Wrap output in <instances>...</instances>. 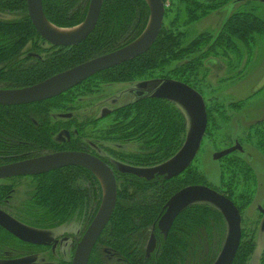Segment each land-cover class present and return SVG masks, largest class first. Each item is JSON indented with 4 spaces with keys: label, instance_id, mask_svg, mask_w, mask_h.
Returning a JSON list of instances; mask_svg holds the SVG:
<instances>
[{
    "label": "trees",
    "instance_id": "obj_1",
    "mask_svg": "<svg viewBox=\"0 0 264 264\" xmlns=\"http://www.w3.org/2000/svg\"><path fill=\"white\" fill-rule=\"evenodd\" d=\"M162 1L165 6L169 5L167 11L173 12V20L170 28L161 30L157 41L146 54L102 71L58 97L29 105H0V166L61 149L85 150L87 145L75 139L78 136L84 138V129L90 123L88 120L80 123L74 120L56 122L52 114L58 100L71 103V108L74 99L99 92V85L132 83L154 76H160L164 81L175 80V83L194 89L191 83L205 80V74L199 76L205 60L217 58L220 53L238 52L239 44L250 49L256 42V34H264V21L253 13L237 12L227 18L215 36L201 34L186 43V24L204 19L232 2H238ZM90 2L43 0V11L53 25L74 28L85 20ZM0 11L22 14L14 20L0 19V89L3 90L38 84L91 59L116 51L136 40L145 30L150 17L146 0H105L96 28L84 42L75 47H55L45 42L34 28L28 16L27 0H1ZM181 12L185 22L180 29V26L176 28V16L180 17ZM63 108L69 107L65 105ZM114 112L111 125L103 128L99 137L94 139L113 142L134 139L139 142L140 151L145 155L131 157L133 162L128 164V170L117 173L121 177L117 181V205L96 248H114L113 251L125 264H177L190 255L191 238L200 229L206 233L207 246L212 243L209 242L212 233L218 232L219 236L224 237L226 228L220 211L208 203H195L177 218L159 250L152 256L146 255L145 250L140 248V240L134 236L136 228L143 227L146 237L149 236L148 231L156 228L169 200L185 187L208 185L207 178L192 165L184 174L170 180H147L133 168L154 167L174 157L182 148L186 134L185 118L170 101L156 96L143 97ZM212 115L208 110V126L204 136L210 134V124L213 127L216 125ZM104 120L108 119L98 118L96 122ZM69 121L73 123L68 124ZM68 129L72 140L61 144L56 136ZM261 148L264 149L263 146ZM233 155L220 160L223 164V181L232 189L231 194H223L241 210V202L235 199V182L232 178L241 173L249 179L252 173L245 161L234 159ZM36 187L31 205L37 215L34 221L47 222V227L66 224L76 217L89 216L91 220L102 201V187L98 178L82 167H67L41 176ZM239 195L246 199V203H250L244 191ZM155 230L157 234L158 230ZM243 238L233 264L245 260L253 251V246L243 241ZM95 255L94 251L89 264H103L101 257Z\"/></svg>",
    "mask_w": 264,
    "mask_h": 264
},
{
    "label": "rangeland",
    "instance_id": "obj_2",
    "mask_svg": "<svg viewBox=\"0 0 264 264\" xmlns=\"http://www.w3.org/2000/svg\"><path fill=\"white\" fill-rule=\"evenodd\" d=\"M235 1L238 3L234 4L232 2L220 12L211 14L204 19L193 22L192 24H186L185 30L187 31V37L185 42L189 43L201 34H211L215 36L220 24L225 22L227 18L230 17V15L237 12L253 13V15L264 21L263 2L253 0ZM168 7L169 5L165 6V16L162 29H167L168 27L170 28L171 22L173 20V12L171 11L168 13ZM3 14H6L5 19L8 20L18 19L20 18V15H22L21 13L10 12H5ZM176 19V22L178 21L176 28L180 26L181 29L185 22L182 12L180 17L176 16ZM255 37L256 42L254 45H251L250 49L243 46L242 44H239L238 52L233 53L229 51L227 53H220V55L217 57V62H222L221 64L214 65L208 63L211 60H205L203 67L200 70L201 75H199L202 77L205 74L204 82L201 81L200 83L195 84L191 83L192 87H194V89L202 96L204 100L207 118L208 110H210L211 113H213L212 116L215 118L216 123L214 127L213 124H210V134L202 141L201 147L192 163V167H194L196 170H199V172L205 175V178L209 179V181L214 185L219 180V174L223 164H221L219 160H215L213 158V154L231 148L238 141L243 147V152L237 151L233 155V158L242 159L243 161L249 162L258 177L264 182V149L261 148V146L264 147V34H256ZM224 56L225 58H223ZM151 78L153 77H149L146 80L150 79L147 81L151 83L149 92L150 94L152 92L154 96L160 95L161 89L164 87L163 85L167 82L180 84L175 83V80L164 81V79H162L160 76L159 79ZM137 84V82H132L115 83L105 86L99 85L100 93L97 92L93 95L91 94L85 97L74 99V101H72L73 104L71 108V103L58 100L56 103L57 107L55 110H53L54 113L52 114V117L56 122L64 120L62 115L69 113H71L75 119L84 120L80 122H85L88 120L87 122L90 123V125L86 126L84 129L86 133L84 138H79L78 136L75 141H79L82 144H86L87 146L98 143V148L101 154L100 156L111 166L115 174L116 181H118V178H121L120 175H118L120 174L119 172L128 170L127 168L130 167L128 164H132L133 159L131 157L138 155L143 156L145 153L140 151V144L139 142L134 141V139L123 142L94 139L99 137L98 135H100V132L103 130V128L111 125L109 120H104L101 122H96V120L100 118L101 109L103 107L113 108V105L110 103L111 98L122 100L124 94L122 92H124L125 89L127 91L135 90L138 87ZM260 89L262 91L255 93ZM105 98L108 99L105 100ZM165 100L170 101V103L174 105L185 118V143L192 125L191 114L188 108L183 103H181L180 100L176 98H174V101L170 99ZM120 102L122 104L124 103L122 101ZM234 104H238L240 106H235ZM65 105L69 108H63ZM57 108H61L62 110H58ZM222 119H225L224 122L221 121ZM71 123L73 122H68V124ZM68 131L69 129L62 130L59 136L56 137V140L60 137L58 142L61 143V137L65 136ZM167 161L154 167L136 168L133 166V168L142 174L143 172L151 171L156 167L165 164ZM141 174L140 176L143 177ZM232 181L237 182V176L232 178ZM33 182L34 181L30 178L10 180L6 182L0 181V200L2 201L0 203H5L6 211L16 217L19 215L24 216L26 211L25 208L28 207L29 199L32 194V191L30 192V190L32 187H34L32 185ZM2 187H6L8 189L13 188L14 190L12 191L13 194L10 195L8 204H6L7 202L5 201V193L7 190L3 192ZM262 190L263 189L260 191L261 194ZM245 194V197H247V199L249 198L250 203H246V199L243 197L239 200L241 202L240 214L242 216L241 228L244 237L243 241H247L253 233L255 243H258V253L260 251L264 252V237L259 231L261 216L256 210L257 205H262L264 199H262L261 195H258L254 200L253 196L250 195L248 191H245ZM199 203L207 205V202ZM82 223V221L73 222L69 225L49 230L47 233L52 237H54L56 234L62 233V235H66L69 233L71 236L73 235V237L76 236V238H78L85 227V224ZM169 227L162 228L159 231L167 235L170 232ZM228 231L229 228L227 224L224 237L219 236L218 232L216 234L212 233L211 240L209 241L212 243L208 246L210 248L208 249L205 241L206 233L203 229H201L200 233L194 237V240L191 238V247L193 246V250L189 253L190 255L185 260H191V264L194 263L193 259L197 260V262L194 264H207L209 261L218 258L226 242ZM145 233L143 245L148 240V236L146 237ZM149 234L150 232L148 231V235ZM151 234L154 233L151 232ZM216 243H219V245L216 246ZM0 244L2 245L0 249V264H27L30 262L42 264L43 262L49 263L50 261V258H48L46 261H43L41 259L42 256L39 258L29 257V246L20 244L17 241L9 240ZM70 249V244H68V246L65 244V246H63L61 249H58L60 251L61 257L65 259V264H67V261H70L73 258V251H70ZM258 253L255 257L257 261L254 264H259ZM54 258H58V255L56 254ZM112 260L114 261V259ZM186 261L182 264H187ZM110 263L114 264L113 262Z\"/></svg>",
    "mask_w": 264,
    "mask_h": 264
},
{
    "label": "water",
    "instance_id": "obj_3",
    "mask_svg": "<svg viewBox=\"0 0 264 264\" xmlns=\"http://www.w3.org/2000/svg\"><path fill=\"white\" fill-rule=\"evenodd\" d=\"M146 1L150 8V17L145 30L136 40L116 51L91 59L38 84L21 89H0V105H29L58 97L102 71L146 54L161 33L165 16V4L162 0ZM253 1L264 3V0ZM104 2L105 0H91L87 16L80 25L74 28H60L76 29L70 34H60L51 28V25H55L50 23L44 14L43 0H27L28 16L45 42L55 47H75L84 42L95 30ZM145 86L143 84L142 87ZM163 86L161 92L166 94L156 97L172 101L174 98L180 100L191 114L192 125L184 145L174 157L165 164L143 172L141 175L148 179L161 176L170 180L182 174L194 161L207 129L208 118L204 100L196 90L182 84L166 83ZM108 114L110 111L104 109L101 116L106 117ZM237 151L243 152V147L238 142L231 148L215 153L213 158L220 160ZM67 167H82L91 171L98 178L103 189L98 214L79 243L73 260V264H88L92 249L109 223L117 205V181L108 164L84 152H57L0 166V180L17 176H37ZM199 202H207L221 211L229 228L226 242L214 264H233L241 242V215L232 201L207 186H189L175 194L165 207L158 221V227L162 229L171 226L182 210ZM0 225L21 240L29 242L37 238V234L24 229L1 211ZM155 246L156 239L153 236L147 246V253L153 252Z\"/></svg>",
    "mask_w": 264,
    "mask_h": 264
},
{
    "label": "flooded vegetation",
    "instance_id": "obj_4",
    "mask_svg": "<svg viewBox=\"0 0 264 264\" xmlns=\"http://www.w3.org/2000/svg\"><path fill=\"white\" fill-rule=\"evenodd\" d=\"M5 15L6 14H3L0 11V19H2V18L5 19ZM223 23H221L220 26ZM220 26L218 27V29L220 28ZM223 58H225V56ZM209 60H211V61H209L208 63L214 64V65H218V64H221L222 63V62L220 63L219 61L217 62V58L216 57L210 58ZM153 78L159 79V76H154ZM153 78H151V79H153ZM148 80H150V79H148ZM148 80L143 79L141 81H137V83H138L137 86L138 87L135 90L127 91L125 89L124 92H122V93H124L123 94V97H122V100H119L117 98H111L110 103L113 105V108L103 107L101 109L100 118H102V119H108L109 121H112V120H114V116H115V112L114 111L116 109L121 108V107H124V106L131 105V104H134L137 101H139L140 99H142L143 97L154 96V94H152V92H151V94L149 92V90L151 88V83L147 82ZM143 84H145L146 86L145 87H142ZM16 89H21V88H16ZM6 90H11V89H6ZM260 91H262V90L260 89L259 91H256L255 93H258ZM98 93H100V92H98ZM164 94H166V93H164ZM164 94L162 92H160V95H164ZM106 99H108V98H105V100ZM129 100H131V101H129ZM120 101H122L124 103L122 104ZM104 109H108L110 111V114H108L106 117H102L101 116ZM62 118L64 120H74L75 123L76 122H79L80 123V121H84V120L74 119V116L71 113L62 115ZM75 133L77 134V131H75ZM59 134H58V136H59ZM58 136H56V137H58ZM205 137H207V136H204V138ZM59 138L57 139V141L59 140ZM204 138H203V140H204ZM70 141H71V134L68 131V133L65 134V136H62L61 137V144H65L66 142H70ZM238 143H239V141H238ZM98 147H99L98 143H94L93 145L91 144V146H86L85 150H79L77 152H84V153L91 154L93 156L98 157L99 159H101L102 161H104L106 164H108V162L100 156L101 154H100V150H99ZM64 151H75V150H62L61 149L59 151H55V152L48 153V154H45V155H49V154H53V153H57V152H64ZM235 153H232V154H235ZM232 154H230V155H232ZM230 155H228V156H230ZM42 156H44V155H42ZM28 159H31V158H28ZM28 159H24V160H28ZM24 160H21V161H24ZM18 162H20V161H18ZM245 162H246L247 166L249 167V169L251 170L252 175H251V178H249V179L246 176H243L241 173H239L237 175V182H235V184L233 186V187H235V191L234 192L235 193H238V194H236L235 199L237 200V202H240L239 200L241 199L242 196H240L239 194L240 193H243V191L244 192L245 191H248L250 193V195L253 196L254 200H255V197L258 196V195H261L262 199H264V182L261 180V178L258 177V175L256 174L255 170L252 168V166L250 165V163L247 162V161H245ZM192 163H191V165H192ZM6 165H9V164H6ZM2 166H5V165H2ZM110 168H111V166H110ZM60 170H63V169H60ZM57 171H59V170H57ZM184 172L182 174H184ZM49 173H51V172H49ZM49 173H45V174L37 175V176H17V177H11V178H6V179H1L0 180V181H3V182H6V181H10V180L30 178V179H32L34 181L32 183V185L34 187H32L31 190H30V192L32 191L31 192L32 194H31L30 199H29V205H28V207L25 208L26 211L24 213V216H20L19 215V216L16 217L13 214H11L8 211H6L5 210V203L4 204L3 203H0V211L2 213H4L5 215H7L10 219H12L13 221H15L17 224H19L20 226H22L24 229H26V230L34 233V234H37V238H35V240L33 239V241H29L28 242V241L21 240L20 238H18L17 236H15L14 234H12L11 232H9L8 230H6L5 228H3L0 225V243H5V241H9V240H11V241L14 240V241H17L20 244L27 245V246H29V249H28L29 250V253H30V254H28L29 257H38L39 258L40 256H42L41 259L43 261H46L48 258H50L49 263H51V264H65V259L63 257H61L60 251L58 249H61L63 246H65V244L67 246H68V244H70L71 245L70 251H73V258H72V260L67 261V264H73V260H74V256H75V252L77 250V247H78L79 243L81 242V240L83 239V237H84L85 233L87 232L88 228L90 227V225L92 224V222L96 218L99 209H98L97 213L94 215V217L91 220L89 219V216L88 217H85V218H78V217H76L75 219L71 220L70 222H68L66 224L58 225V226H54V227H47V222H42V220H39V222L36 223L34 220L37 217V215H36V212H33L32 211L33 210V207L31 206L33 204L34 192H35V190L37 188L36 186H37V183H38V179L41 176H44V175L49 174ZM182 174H180L179 176H181ZM179 176L174 177L172 179L178 178ZM143 178L144 179H147V180H154V179H157V178H163V179H165V177H161V176H156L153 179H148L146 177H143ZM165 180H167V179H165ZM207 182H208V185H206L207 187H209V188L217 191L219 194H221L223 196H225L223 193H227V194H231L232 193L231 187L228 186V185H226L225 182L223 181L222 174H221V170H220V174H219V180H218V182L215 185L213 183H211L209 181V179H207ZM185 188H187V187H185ZM261 189H263L262 190V194L260 193ZM2 190H3V192H5L7 190V192L5 193V195H6L5 201L7 202L6 204H8L9 203V199H10V195L13 194L12 191H14V190H13V188L8 189L6 187H2ZM230 201H232V200H230ZM0 202H2V201L0 200ZM167 204H166V206H167ZM234 205L236 206L235 203H234ZM188 207H186L184 210H182L180 212V214L175 218L174 222L177 220V218ZM237 209H238V207H237ZM238 210L240 212V209H238ZM256 210H257L258 214L261 216V218H260V224H259V231H260L261 235H263V237H264V202H263L262 205H260V204L257 205ZM220 213L223 216V214H222L221 211H220ZM161 215H160V217H161ZM160 217H159V219H160ZM223 218H224V216H223ZM159 219H158V221H159ZM77 221H82L83 222L82 224H85V227L83 229V232L78 236V238H76V236L73 237V235L71 236V234H69V233L66 234V235H62V233L61 234H56L54 237H52L51 235H49L47 233V231H49V230H53V229H56V228H60L61 226L69 225V224H71L73 222H77ZM158 221L156 223V228H155V229L158 230V233L156 234V230L152 228V230L150 231V234L148 236V240H147V242L144 245H143V240H144L145 229L143 227L142 228L141 227H138V228H136L137 233L134 234V236H136L140 240V248H143L145 250V253H146L147 256H152V254H154L155 252H157L159 250L160 246H161L162 240L165 239V237L167 236V235L163 234V232H160L159 231L160 228L158 227ZM241 221H242V216H241ZM174 222L169 227L170 228L169 230L172 229V227L174 225ZM224 222H225V228H227V222H226L225 218H224ZM106 227H105V229H106ZM105 229L103 230V232L105 231ZM200 230L198 231V233H200ZM103 232H102V234H103ZM151 232H153L154 234H151ZM198 233H196V235ZM102 234H101V236H102ZM196 235H194L192 237L193 240H194V237ZM101 236L99 237V239L97 240L94 248L92 249V252H91V255H90V259H89L88 264L91 261L92 255L94 256V251H95V254L96 255L98 254L97 256H100L101 257V262L103 264H111L110 262H113L114 264H125L124 261H123V259L120 256H118L113 251L114 248L109 247V246H107V247L100 246V247H97L96 248V246L99 243V240H100ZM153 236L156 239L155 249L153 250V252L147 253V246L149 244L150 239ZM242 236H243V231H242V228H241V240H242ZM127 238H129V237H127ZM192 239H191V241H192ZM191 241H190V243H191ZM205 241H206V237H205ZM247 242L251 246H253V251H252V253L250 254L249 257H246L245 260H239L238 264H254L257 261V259H255V257H256V254L258 253V243L257 244L255 243L254 234L253 233L251 234V236L247 240ZM1 247H2V245L0 244V249H1ZM190 247H191V244H190ZM95 248H96V250H95ZM208 249H210V248L208 247ZM56 254L58 255V258H54V256ZM258 254H259V258H258L259 264H264V252L260 251ZM112 257H114V258H112ZM112 259H114L115 262ZM185 259H183L182 261L181 260L178 261L177 264H182L183 262L186 261ZM193 260H194V263L197 262V260H195V259H193ZM216 260H217V258H215L214 260H212V263L209 261L207 264H214L216 262ZM49 263L43 262L42 264H49ZM186 263L187 264H191V260L187 259ZM27 264H35V263L34 262H30V263H27ZM126 264H128V263H126Z\"/></svg>",
    "mask_w": 264,
    "mask_h": 264
},
{
    "label": "bare ground",
    "instance_id": "obj_5",
    "mask_svg": "<svg viewBox=\"0 0 264 264\" xmlns=\"http://www.w3.org/2000/svg\"><path fill=\"white\" fill-rule=\"evenodd\" d=\"M51 28H53L56 32H58V33H60V34H70V33H72L74 30H76V29H68V30H64V29H60V28H57V27H55V26H52L51 25ZM101 181L103 182V180L101 179ZM205 237H207V236H205ZM207 239V238H206ZM193 250V246L191 247V249H190V251H192ZM208 251V250H207Z\"/></svg>",
    "mask_w": 264,
    "mask_h": 264
}]
</instances>
